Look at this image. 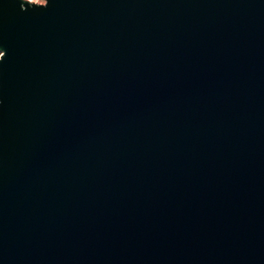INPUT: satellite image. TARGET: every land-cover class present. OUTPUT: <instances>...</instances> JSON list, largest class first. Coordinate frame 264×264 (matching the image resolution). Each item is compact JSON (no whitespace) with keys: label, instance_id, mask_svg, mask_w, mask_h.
I'll return each instance as SVG.
<instances>
[{"label":"water","instance_id":"obj_1","mask_svg":"<svg viewBox=\"0 0 264 264\" xmlns=\"http://www.w3.org/2000/svg\"><path fill=\"white\" fill-rule=\"evenodd\" d=\"M0 264H264V0H0Z\"/></svg>","mask_w":264,"mask_h":264},{"label":"rangeland","instance_id":"obj_2","mask_svg":"<svg viewBox=\"0 0 264 264\" xmlns=\"http://www.w3.org/2000/svg\"><path fill=\"white\" fill-rule=\"evenodd\" d=\"M31 2H37V3H45V0H28Z\"/></svg>","mask_w":264,"mask_h":264}]
</instances>
